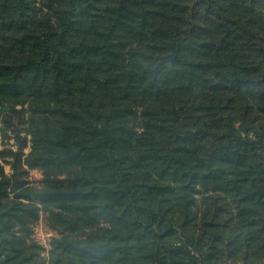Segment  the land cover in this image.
Returning a JSON list of instances; mask_svg holds the SVG:
<instances>
[{
  "label": "trees",
  "instance_id": "1",
  "mask_svg": "<svg viewBox=\"0 0 264 264\" xmlns=\"http://www.w3.org/2000/svg\"><path fill=\"white\" fill-rule=\"evenodd\" d=\"M0 124V264L264 263V0H0Z\"/></svg>",
  "mask_w": 264,
  "mask_h": 264
},
{
  "label": "rangeland",
  "instance_id": "2",
  "mask_svg": "<svg viewBox=\"0 0 264 264\" xmlns=\"http://www.w3.org/2000/svg\"><path fill=\"white\" fill-rule=\"evenodd\" d=\"M1 126V124H0ZM25 133L23 131L19 132L20 137H22ZM18 133L16 129L13 127H5L1 126L0 129V151L4 152V155H0V161L4 165L6 173H12L13 169L11 168V163L14 161L13 157L10 154H5L9 149L17 150L18 146ZM29 138V135L27 136ZM24 152L28 153L30 150L29 141L28 146L24 147ZM43 175L40 170L37 169H29L28 175L25 178L29 181L30 184L38 185ZM34 237L36 240L43 244L46 248L48 247V240L52 235L53 231H51L47 223L44 219V214L41 212L39 219L35 223L34 227ZM46 254V252H44ZM264 264V263H263Z\"/></svg>",
  "mask_w": 264,
  "mask_h": 264
}]
</instances>
